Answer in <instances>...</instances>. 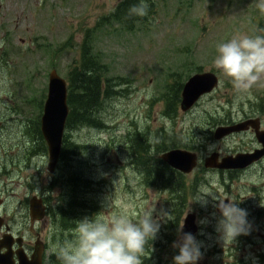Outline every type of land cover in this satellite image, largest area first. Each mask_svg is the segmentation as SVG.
<instances>
[{
    "label": "rangeland",
    "instance_id": "374dc122",
    "mask_svg": "<svg viewBox=\"0 0 264 264\" xmlns=\"http://www.w3.org/2000/svg\"><path fill=\"white\" fill-rule=\"evenodd\" d=\"M119 1L0 0V191L4 192L3 197H8L10 205L16 207L27 196L31 197L30 183L39 182L44 189L51 181L48 155L38 153L31 160L26 158L31 154L28 149L36 145L27 129L41 116L50 71L55 68L69 80L70 71L81 60L86 31L92 29L94 52L107 64L108 74L127 80L117 87L121 94H115L103 105L107 129H66V134L82 145L71 163L95 181L87 195L96 201L97 213L111 216L123 212L136 220L144 210L153 208L154 217L168 212L175 219L176 233L170 221H160L156 239L145 245L143 264H173V256L178 252L173 242L189 212L197 214L200 226L195 237L202 245L203 256L198 264H264V164L239 180L228 172L222 175L204 171L200 163L187 178L194 184L202 181L216 200L209 197L202 206L193 202L196 193L190 196L182 214H178L173 212L168 193L144 183L132 165L131 155L139 131L154 134L162 129L170 135H182L183 142L189 145L193 142L188 140L194 137L193 151L201 159L212 153L208 152L212 143L222 156L240 152L252 143L253 139L247 136L224 140L210 136L224 116L229 117L239 109V104L243 103L246 111L251 107L249 101L264 104V81L248 93L238 95L230 79L213 67L219 43L238 33L261 34L260 30H264V13L256 7L257 0H158L149 22L134 31H126L114 23L99 27L101 18L108 16ZM201 71L216 72L220 76L219 87L202 98L192 111L183 112L179 106L174 118L164 115V96L174 82V74L185 83ZM13 160L21 164L14 165ZM2 163L7 164L6 169ZM56 177L51 192L54 191L52 200L58 205L67 187L58 183V174ZM253 185L259 190L253 192ZM225 198L245 209L252 224L249 234H242L234 241H223L217 231L221 214L216 205ZM12 217L7 215V219ZM41 228L55 232L57 243L51 249L54 252L59 244L72 238V232L62 233L51 216Z\"/></svg>",
    "mask_w": 264,
    "mask_h": 264
},
{
    "label": "trees",
    "instance_id": "16d2710c",
    "mask_svg": "<svg viewBox=\"0 0 264 264\" xmlns=\"http://www.w3.org/2000/svg\"><path fill=\"white\" fill-rule=\"evenodd\" d=\"M138 3V0H120L115 9L98 22V26L111 24L119 26L126 31H134L141 24L149 22L150 17L156 12L158 0H148L149 11L145 17L129 16V8ZM92 29L86 31V38L81 49V60L70 71L69 83V114L67 128L78 129L82 127H95L99 130L107 129L108 123L104 121L102 108L109 98L121 92L117 89L127 80L125 78L110 76L107 64L104 63L98 53L94 52ZM182 83L176 82L170 85L168 102L165 114L177 113V102ZM32 136L42 146V151H47V146L40 130V122L37 119ZM187 146L181 141L180 135H170L161 130L154 134L138 132L132 146L136 170L141 173L147 186H156L161 190H167L172 197L174 212L182 214L183 204L188 198V186L185 176L168 166L158 155L167 149ZM84 147V145H83ZM194 146H190L192 148ZM82 145L71 139L67 134L63 144L61 162L58 170V183L67 187L62 194L63 202L59 203V210L53 214L61 232H72L76 220L85 216L91 217L98 212L96 201L88 198V192L94 187L95 181L87 176L81 169L71 162L80 153ZM57 183V180L55 181ZM201 182H199L200 184ZM196 186V184H195ZM175 230V219L170 221ZM53 264H61L56 253H53Z\"/></svg>",
    "mask_w": 264,
    "mask_h": 264
},
{
    "label": "clouds",
    "instance_id": "9594fccd",
    "mask_svg": "<svg viewBox=\"0 0 264 264\" xmlns=\"http://www.w3.org/2000/svg\"><path fill=\"white\" fill-rule=\"evenodd\" d=\"M256 7L264 13V0H257ZM148 0H138L129 10V16L148 15ZM261 34L238 33L216 46L217 55L213 67L220 70L233 84L238 95L248 93L252 87L264 81V30ZM215 151V143L208 145V152ZM215 194L201 184L193 202L202 206ZM220 211L217 231L223 241H234L247 235L252 229L248 213L236 202L219 201ZM155 209L144 210L143 215L133 220L127 213L104 216L99 213L76 220L72 238L66 239L56 249L61 264H143L142 256L149 240H155L161 229V220L174 221L168 212L154 217ZM199 222V221H198ZM178 229L173 248V264H198L203 256L202 245L190 232Z\"/></svg>",
    "mask_w": 264,
    "mask_h": 264
},
{
    "label": "water",
    "instance_id": "95a60500",
    "mask_svg": "<svg viewBox=\"0 0 264 264\" xmlns=\"http://www.w3.org/2000/svg\"><path fill=\"white\" fill-rule=\"evenodd\" d=\"M219 79L215 73L205 72L192 76L184 85L182 92L181 108L187 111L206 93L211 92L217 85ZM68 104V83L56 69L49 75L48 95L44 105L42 116V133L48 143L49 164L48 169L53 173L60 159L62 142L69 115ZM252 121H245L233 126H220L216 129L215 138L221 139L233 132L246 130ZM257 137L263 144L262 149H257L253 153H239L228 155L221 161L219 153L214 152L206 157L204 164L206 167L219 169H243L264 156V131H258ZM171 167L183 172L191 173L198 163V155L186 149H172L161 156ZM229 201V200H226ZM32 218L41 219L45 215V206L38 197L31 200ZM219 211V209H218ZM182 231L195 235L198 231L196 224V214L187 215ZM3 257H0V264H8ZM11 264V263H10ZM21 264H43L41 256L32 262L22 260Z\"/></svg>",
    "mask_w": 264,
    "mask_h": 264
},
{
    "label": "flooded vegetation",
    "instance_id": "af4514ba",
    "mask_svg": "<svg viewBox=\"0 0 264 264\" xmlns=\"http://www.w3.org/2000/svg\"><path fill=\"white\" fill-rule=\"evenodd\" d=\"M248 103L251 105L249 111L242 108L243 103H241L239 104V109L231 112L229 117L225 118L224 116L222 120L224 122L221 124L232 125L244 120H254V124L258 125L259 129L264 130V104L252 101H249ZM233 136H247L253 139L252 143L246 144L244 149L240 152H253L261 147L256 138L255 129L253 128L231 135L228 138ZM28 151L31 153L29 154L31 156L28 155L26 158L30 160L34 155L43 153L42 146L40 145H32ZM11 163L14 165L21 164V162H17L16 160H13ZM261 164H264V158L250 165L246 169L239 170L236 173L237 178L242 180L246 174L252 172ZM56 174L52 176L50 175L51 181L48 183L50 189H48V186H45L43 189V186L40 187L38 185L39 182L36 181L34 184L30 183L28 186V192L31 194V197L29 198V196H27L21 204L16 205V207L11 206L10 199L8 197L4 198L2 194L4 192L0 191V255H4V257L7 258L8 264H20L22 260L32 262L35 259H38L39 256H41L43 264H46V262L47 264H53L54 259L52 258V255L54 251L51 249L57 242H55V232L50 231L48 228H41V224L46 219H49V216H53L54 212L56 214L59 210V206L52 200L54 191L51 192V185L56 184L54 181V176H56ZM20 182L21 181H18V183ZM61 186L63 187L62 184ZM251 190L256 192L259 188L258 186L253 185ZM32 197H38L41 199L45 206V216L41 220H33L31 216L30 199ZM9 214L13 215L11 219H7V215ZM7 244H10V246H6Z\"/></svg>",
    "mask_w": 264,
    "mask_h": 264
}]
</instances>
